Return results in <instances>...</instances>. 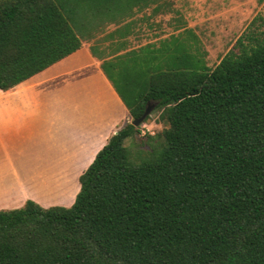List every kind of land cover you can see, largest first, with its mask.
Segmentation results:
<instances>
[{"label": "trees", "instance_id": "obj_1", "mask_svg": "<svg viewBox=\"0 0 264 264\" xmlns=\"http://www.w3.org/2000/svg\"><path fill=\"white\" fill-rule=\"evenodd\" d=\"M95 2L0 0V90L79 50L80 6ZM193 59L126 75L102 62L131 121L70 206L0 211V264H264V33L247 29L213 68ZM148 102L164 129L140 136Z\"/></svg>", "mask_w": 264, "mask_h": 264}, {"label": "crops", "instance_id": "obj_2", "mask_svg": "<svg viewBox=\"0 0 264 264\" xmlns=\"http://www.w3.org/2000/svg\"><path fill=\"white\" fill-rule=\"evenodd\" d=\"M163 1L151 0L157 5L155 17L162 16ZM129 23L128 35L101 41L98 36L95 45L90 42L92 35L85 36L76 52L13 88L0 90V175L22 165H43L49 168L48 179L77 182L110 137L130 122L128 110L101 68L116 52L119 37H133L123 47L138 48L135 37L141 35V26L136 25V15ZM33 198L44 208L57 204ZM73 201L52 206H70ZM8 208L14 207L0 205V211Z\"/></svg>", "mask_w": 264, "mask_h": 264}, {"label": "rangeland", "instance_id": "obj_3", "mask_svg": "<svg viewBox=\"0 0 264 264\" xmlns=\"http://www.w3.org/2000/svg\"><path fill=\"white\" fill-rule=\"evenodd\" d=\"M86 4L80 6L83 12L81 16L80 13L78 15L77 28L80 27L82 17L85 20L81 29L83 37L92 35L94 40L90 39V42L93 45L98 36L101 41L115 34L128 35V26L132 24L129 19L132 14L136 15V25L141 26V35L135 37L138 48L123 47L132 42L133 37H119L117 42L120 45L116 52L109 55L112 58L103 61L107 65L120 63L119 70L122 72L124 68L125 75L133 74V70H136L131 65L133 61L134 64L138 62L135 66L139 68H157L166 67L176 58L187 56L194 57L199 68L210 69L218 64L247 29L255 28L264 33V0H164L160 6L162 16L157 17L152 14L157 5H153L151 0H115L105 4L96 0L95 4H98L100 11L96 9L95 14L85 11ZM110 24L121 26L115 28ZM104 33L106 38L103 39L101 36ZM114 80L119 83L118 78L114 77ZM154 109L149 119L139 126L140 136L154 135L164 129V125L158 123V113ZM126 145H130V141ZM63 167L65 166H60L61 169ZM48 169L43 165H22L0 175V205L14 207L5 211L20 209L28 200L34 202L33 197L40 201H56L57 204L52 205H62L74 200L79 190L78 181L48 179L45 175V170ZM63 191H66L65 195H61ZM42 204L44 205L43 202Z\"/></svg>", "mask_w": 264, "mask_h": 264}, {"label": "water", "instance_id": "obj_4", "mask_svg": "<svg viewBox=\"0 0 264 264\" xmlns=\"http://www.w3.org/2000/svg\"><path fill=\"white\" fill-rule=\"evenodd\" d=\"M153 107H155V104H152V103L148 102L146 104V107H144L145 110H144L143 114L139 118L132 120L131 124L134 127L140 126L144 122L146 117L151 114L152 110L154 109Z\"/></svg>", "mask_w": 264, "mask_h": 264}]
</instances>
